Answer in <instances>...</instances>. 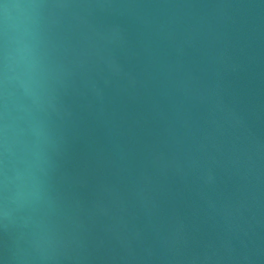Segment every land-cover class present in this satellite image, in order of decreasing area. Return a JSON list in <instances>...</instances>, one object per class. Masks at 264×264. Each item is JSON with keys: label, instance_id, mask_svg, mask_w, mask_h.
I'll use <instances>...</instances> for the list:
<instances>
[{"label": "water", "instance_id": "obj_1", "mask_svg": "<svg viewBox=\"0 0 264 264\" xmlns=\"http://www.w3.org/2000/svg\"><path fill=\"white\" fill-rule=\"evenodd\" d=\"M0 264H264V0H0Z\"/></svg>", "mask_w": 264, "mask_h": 264}]
</instances>
